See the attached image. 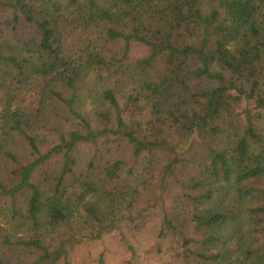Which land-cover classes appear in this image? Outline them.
Returning <instances> with one entry per match:
<instances>
[{
	"label": "trees",
	"instance_id": "trees-1",
	"mask_svg": "<svg viewBox=\"0 0 264 264\" xmlns=\"http://www.w3.org/2000/svg\"><path fill=\"white\" fill-rule=\"evenodd\" d=\"M150 211L165 264H264V0H0V264Z\"/></svg>",
	"mask_w": 264,
	"mask_h": 264
},
{
	"label": "rangeland",
	"instance_id": "rangeland-1",
	"mask_svg": "<svg viewBox=\"0 0 264 264\" xmlns=\"http://www.w3.org/2000/svg\"><path fill=\"white\" fill-rule=\"evenodd\" d=\"M84 101L82 106L93 110L95 101ZM157 221V213L150 211L142 221L129 227H118L100 241L76 245L72 252L74 264H97L100 253L103 254V264H165L164 258L155 253L154 248L159 229Z\"/></svg>",
	"mask_w": 264,
	"mask_h": 264
}]
</instances>
